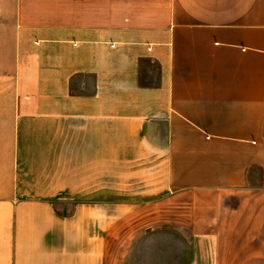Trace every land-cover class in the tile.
Returning <instances> with one entry per match:
<instances>
[{"label":"crops","instance_id":"obj_1","mask_svg":"<svg viewBox=\"0 0 264 264\" xmlns=\"http://www.w3.org/2000/svg\"><path fill=\"white\" fill-rule=\"evenodd\" d=\"M0 264H264V0H0Z\"/></svg>","mask_w":264,"mask_h":264}]
</instances>
